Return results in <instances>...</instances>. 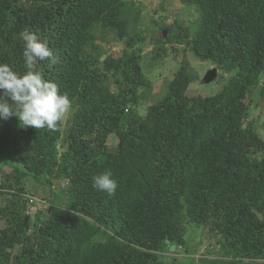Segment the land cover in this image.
<instances>
[{
	"label": "trees",
	"instance_id": "obj_1",
	"mask_svg": "<svg viewBox=\"0 0 264 264\" xmlns=\"http://www.w3.org/2000/svg\"><path fill=\"white\" fill-rule=\"evenodd\" d=\"M179 1L196 9V28L155 21L162 36L151 37L152 59L163 64L168 53L189 51L215 66L222 88L190 95L197 77L182 61L142 112L152 89L141 66L143 4L0 0V63L23 73L19 33L36 32L55 63L37 61L34 71L72 100L55 130L0 121V264H167L165 253H193L187 235L201 229L214 239L209 253L262 264L264 140L260 109L245 100L264 99V0ZM105 170L118 184L111 196L93 187ZM26 178L66 187L32 218Z\"/></svg>",
	"mask_w": 264,
	"mask_h": 264
},
{
	"label": "rangeland",
	"instance_id": "obj_2",
	"mask_svg": "<svg viewBox=\"0 0 264 264\" xmlns=\"http://www.w3.org/2000/svg\"><path fill=\"white\" fill-rule=\"evenodd\" d=\"M137 2L143 4V10L141 15V23L139 24V28L143 29L146 34L147 38L142 45L143 53L142 57L143 60L141 62L142 66V72L144 73L145 77L149 80V82L152 84L151 92H145V98H147L146 101H142V109L141 111H144L145 105L144 104H150L151 98L153 96L154 99H158L163 92H158V90H162V87H166L167 84L171 81V77L173 76L175 72V66L176 64H180L182 61L189 64V68L191 69V73L197 77V81L192 83L189 88V94L190 95H201V96H213L220 92L221 90V83H219L220 73L218 72V76L215 79V81L211 84H204L203 78L206 75V73L215 68L212 64L208 63H202L199 62L194 58L193 55L189 51H186V54H175V53H168L167 57L164 59V63L160 64V62H155L152 59L151 51L154 48L153 44L150 42L152 36H158L161 37L162 33L160 30L158 31V28L155 25V21H161L162 17H167L163 21L164 24L171 25L174 23L176 19H181L185 21V23L192 27V29L196 28V21L198 17V13L196 12L195 8H188L187 6H184L181 4L179 0H136ZM161 4L164 5L163 9L161 7ZM97 43H100L97 41ZM103 50L105 52L112 51L113 53H116V56L119 55L120 49L118 47H112L109 46L106 43L102 44ZM168 47V46H167ZM111 48V49H110ZM180 48V47H178ZM110 49V50H109ZM219 83V84H218ZM143 92V91H142ZM149 97V98H148ZM251 99L255 100V104L249 103ZM246 104L249 103V107L252 109L257 106L256 108L260 109L256 111V115H258L259 123L257 126V133L260 135V138L264 140V99L260 97L257 93L254 95L253 98L250 97L249 99L245 100ZM140 103L139 105L142 106ZM252 116V115H251ZM69 117V113H67L63 121L67 120ZM116 139L115 138H109V147L111 151L114 152L116 149ZM262 159H264V155L262 156ZM11 168L6 167L4 168V173L11 174ZM4 180L3 177H0V183ZM51 185L53 188L40 185L39 183H35L32 179L26 178L24 181H22V187L24 186V190L26 194H29L34 200V204L28 203L29 209L28 214L32 216H35V214L39 211H43L46 209V200L51 199V195L56 193L57 187H66L63 182L59 181H52ZM3 205L2 198L0 197V206ZM33 210V211H32ZM4 227L3 221H0V229ZM204 230H197L196 233L189 232L187 235V241H192L187 245V248L191 250V252L188 255V257H184L186 249L183 250H177V253L180 255H172V253H165L162 255L166 260V263H175V264H253L248 261H231V258H225L220 255H214L211 254L214 251L208 246L209 243H212L214 241L213 238L209 240L207 237V234L205 235ZM217 251V250H216ZM211 252V253H209ZM209 253V254H207ZM177 259V262L175 260ZM174 259V260H173ZM199 259V260H197ZM258 264V263H254ZM263 264V263H262Z\"/></svg>",
	"mask_w": 264,
	"mask_h": 264
},
{
	"label": "clouds",
	"instance_id": "obj_3",
	"mask_svg": "<svg viewBox=\"0 0 264 264\" xmlns=\"http://www.w3.org/2000/svg\"><path fill=\"white\" fill-rule=\"evenodd\" d=\"M19 37L24 42L25 71L20 73L0 63V121L15 117L23 127L55 130L71 110L72 100L66 92H60L55 82L34 71L37 61L55 63L54 53L48 40L30 29L22 30ZM92 180L95 189L109 196L118 188L110 170L93 176Z\"/></svg>",
	"mask_w": 264,
	"mask_h": 264
},
{
	"label": "water",
	"instance_id": "obj_4",
	"mask_svg": "<svg viewBox=\"0 0 264 264\" xmlns=\"http://www.w3.org/2000/svg\"><path fill=\"white\" fill-rule=\"evenodd\" d=\"M218 70L216 68H213L211 70H209L206 75L203 78V83L204 84H211L215 81V79L217 78V72ZM175 250L174 247L170 248V251L173 252Z\"/></svg>",
	"mask_w": 264,
	"mask_h": 264
},
{
	"label": "crops",
	"instance_id": "obj_5",
	"mask_svg": "<svg viewBox=\"0 0 264 264\" xmlns=\"http://www.w3.org/2000/svg\"><path fill=\"white\" fill-rule=\"evenodd\" d=\"M259 263H263L264 264V261H259Z\"/></svg>",
	"mask_w": 264,
	"mask_h": 264
},
{
	"label": "built area",
	"instance_id": "obj_6",
	"mask_svg": "<svg viewBox=\"0 0 264 264\" xmlns=\"http://www.w3.org/2000/svg\"><path fill=\"white\" fill-rule=\"evenodd\" d=\"M33 211V210H32Z\"/></svg>",
	"mask_w": 264,
	"mask_h": 264
}]
</instances>
